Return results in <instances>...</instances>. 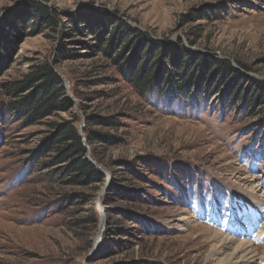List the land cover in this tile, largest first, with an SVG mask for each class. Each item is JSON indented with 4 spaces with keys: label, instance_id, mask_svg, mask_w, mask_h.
Segmentation results:
<instances>
[{
    "label": "rangeland",
    "instance_id": "374dc122",
    "mask_svg": "<svg viewBox=\"0 0 264 264\" xmlns=\"http://www.w3.org/2000/svg\"><path fill=\"white\" fill-rule=\"evenodd\" d=\"M28 1L0 0V23L21 13ZM38 1L62 20L84 9L105 12L168 47L178 41L194 53L206 51L214 59L242 65L246 76L264 82V0ZM218 7L220 13L212 15L210 10ZM59 43L70 49L69 57L60 60ZM94 43L90 38L59 39L45 29L20 44L0 69V264H218L209 261L212 245L206 230L252 241L257 264H264L259 261L264 255V109L257 105L252 113L246 97L223 93L229 83L211 98L195 90L190 98L157 88L142 94L108 67L104 56L84 46ZM137 49L125 51L128 62ZM43 63L63 77L75 107L27 123L21 113L8 112L12 100L3 85L20 81L32 65ZM164 64L158 59V69ZM97 80L103 83L94 85ZM73 114L79 132L81 126L85 130L87 115L119 121L116 128H95L112 141L103 143L99 154L113 172L107 171L113 188L121 189L122 201L116 205L102 198L107 174L101 184L66 186L52 155L44 151L53 126L70 124ZM125 162L134 167L133 176L126 175ZM98 200L105 217L106 209L112 215L109 224L117 234L112 240L107 233L102 251L103 233L95 252ZM117 205L130 217L116 213ZM244 215L252 217L244 222ZM109 224L106 219L105 230Z\"/></svg>",
    "mask_w": 264,
    "mask_h": 264
},
{
    "label": "trees",
    "instance_id": "16d2710c",
    "mask_svg": "<svg viewBox=\"0 0 264 264\" xmlns=\"http://www.w3.org/2000/svg\"><path fill=\"white\" fill-rule=\"evenodd\" d=\"M22 6L25 8L21 13L9 15L0 23V69L9 61L20 44L29 37L42 34L46 29L58 33L59 39L90 38L93 40L94 44H84V46L92 53L104 56L108 61L107 66L115 67L117 73L142 94L157 88L163 94L169 92L190 98L195 90L197 95L202 97L205 94L208 95L206 97L211 98L222 93L221 88L229 83L223 93L232 99L240 100L246 97L249 103H252L250 105L252 113L257 105L262 107L260 110L264 109V82L246 76L242 65L234 66L230 60L214 59L201 52L194 53L178 41L168 47L142 30L129 26L126 20L122 21L105 12L84 9L82 14L68 15L65 16V20H62L59 12L53 11L38 0H29ZM219 10L220 7L210 12L216 16L220 13ZM17 17L23 21L16 24L14 20ZM206 17H208L207 14ZM206 17L204 16L203 20ZM59 44L60 60L63 57H69L70 49L63 43ZM190 45L194 46L192 41ZM135 49L137 54L128 62L125 51L134 52ZM158 59L165 61L164 66L161 65L159 69ZM55 60L60 62L59 59ZM52 66L50 63L32 65L20 81L3 85L4 93L12 100L7 107L8 112L17 111L27 123H32L53 117L58 113H69L74 109L75 101L68 96L65 80ZM96 83H103V81L97 80L94 85ZM81 95L83 97V94ZM81 101L83 103V100ZM81 109L86 111L88 108L83 103ZM71 117L73 121L70 124L53 126V134L46 139L44 151L52 155V162L62 172L58 174L66 186L87 188L94 183H104L106 173L96 164L102 165L110 173L113 172L102 163L99 147L103 143L109 144L112 141L108 134L100 133L95 128H116L119 121L115 117L87 115V125L84 128L86 144L79 132L78 117L75 114ZM88 149H92L93 152L90 156ZM122 167L125 168L126 175H134L133 166L125 162ZM119 183L116 180V184ZM103 187L104 185L100 191ZM112 188L111 182V186L102 198L105 202L108 200L110 204L116 205L122 201L121 189L118 186H114L113 190ZM74 205L81 206V203ZM115 210L116 213H123L120 215L130 217L127 212L125 213L126 209L118 205ZM106 219L108 224L113 221L108 209H106ZM77 227L81 229V225L77 224ZM109 228H111L110 224L104 232L99 250L103 251L106 248L107 233L108 236L113 237L112 240L116 237L117 229Z\"/></svg>",
    "mask_w": 264,
    "mask_h": 264
},
{
    "label": "bare ground",
    "instance_id": "6f19581e",
    "mask_svg": "<svg viewBox=\"0 0 264 264\" xmlns=\"http://www.w3.org/2000/svg\"><path fill=\"white\" fill-rule=\"evenodd\" d=\"M191 219L192 217H181L180 221L185 220L186 222H190ZM206 232L208 233L206 240L212 245L209 261L217 262L218 264H257L259 255L252 241L230 239L224 237L219 232H213L211 230H206ZM230 250L232 252L228 253L227 251ZM225 254H227L226 257H223ZM261 257L263 258H259V261H264V255Z\"/></svg>",
    "mask_w": 264,
    "mask_h": 264
},
{
    "label": "water",
    "instance_id": "95a60500",
    "mask_svg": "<svg viewBox=\"0 0 264 264\" xmlns=\"http://www.w3.org/2000/svg\"><path fill=\"white\" fill-rule=\"evenodd\" d=\"M19 7H20V6H19ZM19 7H15V8L9 9V10H7V12L14 11V10H16V9L19 8ZM203 52L209 54V53L206 52V51H203ZM232 63H233V62H232ZM67 88L69 89L68 86H67ZM80 133H81V135H82V137H83V141L86 143V138H85V136H84V132H83V128H82V126H81V128H80ZM86 144H87V143H86ZM96 165H97V166H98L103 172H105V173L107 172V170H106L102 165H98V164H96ZM106 174H107V176H108L107 185H106V188L103 190L102 193H104V191L108 189V187H109V185H110V183H111V174L108 173V172H107ZM98 207H99V211H100L101 219H100L99 234L97 235L98 243L96 244V247H94V251H95V252H96V250H98V248H99V242H101L100 240H101V238H102V236H103V233H104V230H105V222H106L105 212H104L103 208L101 207V204H99V200H98Z\"/></svg>",
    "mask_w": 264,
    "mask_h": 264
}]
</instances>
